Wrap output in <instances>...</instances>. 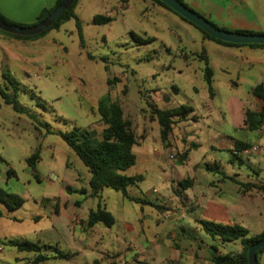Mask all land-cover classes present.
<instances>
[{"label": "rangeland", "instance_id": "374dc122", "mask_svg": "<svg viewBox=\"0 0 264 264\" xmlns=\"http://www.w3.org/2000/svg\"><path fill=\"white\" fill-rule=\"evenodd\" d=\"M182 1L228 31L236 30L216 19L215 13L236 12L242 7L246 19L255 24L251 32H264V0ZM207 2L212 17L202 7ZM160 11L150 0H79L75 10L78 20L71 19L41 37L22 40L0 33V84L17 81L21 88L19 102L41 122L15 112L0 96V188L25 200L17 210L0 203V264H34L37 255H50L56 250L72 257L38 264H194L190 254L202 255L197 248L202 243L232 255L240 252V241L222 243L204 231L200 219L226 223L196 208L192 193L224 203L230 222L248 229L250 236L264 231V193L257 189L245 192L240 185L205 169V165L218 163L228 175L237 174L241 183L264 182V131L241 132L238 128L252 108V88L264 81L262 65L238 70L239 60L264 62V55L248 46L204 43L197 28L172 11L167 16ZM98 15L114 20L95 25L93 19ZM133 35L154 41L139 44ZM203 50L210 57L214 73V99L209 97L204 80L205 63L190 55ZM107 94L119 101L125 118L132 121L139 145L151 136L145 144L158 149L162 165L145 171H139L136 165L129 172L144 176V181L130 189L138 202L104 189L105 203L115 220L111 228L99 224L94 231L83 230L79 223L72 230V214L87 222L88 212L96 210L101 200H85L80 192H72L85 184L75 179L86 178L88 169L59 133L74 127L101 133L105 126L97 106ZM149 103L161 109L190 105L198 121H193V116L188 120L176 117L165 146ZM45 123L53 133L47 134L42 126ZM243 138L249 144L261 142V155L255 154L258 151L243 152L242 165L236 158L230 162L232 151L236 152L235 148L229 150L231 140ZM141 149L134 148L139 158ZM38 151L40 160L32 169L26 160ZM9 169L16 176L8 177ZM186 179L192 181L193 192L180 187ZM67 188H72L71 192ZM176 197L186 205L182 211L177 208ZM77 201L83 202L81 207L73 205ZM150 203L159 208L155 210ZM127 223L133 225L130 233ZM71 231L88 247L73 249ZM12 240H29L45 247L40 253L20 252L9 244ZM161 259L163 262H159ZM258 260L264 264V253Z\"/></svg>", "mask_w": 264, "mask_h": 264}, {"label": "trees", "instance_id": "16d2710c", "mask_svg": "<svg viewBox=\"0 0 264 264\" xmlns=\"http://www.w3.org/2000/svg\"><path fill=\"white\" fill-rule=\"evenodd\" d=\"M64 0H57L56 5L50 9H43L37 18V23L41 22L47 18ZM154 3L172 11L167 5H165L160 0H152ZM189 9H191L187 4L182 0H177ZM79 0H77L72 7L62 15L55 24L50 27L48 30L43 33L33 36V37H23L12 35L0 30V33L16 38V39H34L41 37L47 34L53 29H59L65 22L70 21L71 19L78 20V17L75 13L76 6ZM192 10V9H191ZM195 12L194 10H192ZM175 13L174 11H172ZM197 13V12H195ZM178 15L177 13H175ZM200 15L199 13H197ZM182 20L191 24L197 28L203 36L217 44L228 46V47H252V48H263L264 45L258 44H249V45H236L231 43H226L212 38L207 33L202 31L200 28L193 25L191 22L187 21L180 15H178ZM202 16V15H200ZM203 17V16H202ZM0 20L9 24L16 25L21 27L22 24H16L0 13ZM113 18L110 16H95L93 22L95 25H106L113 22ZM212 23V22H210ZM214 26L218 27L214 23ZM219 28V27H218ZM227 30L225 28H221ZM235 32L249 33V34H264V32H251L246 30H236ZM139 44L149 43L154 41L153 38H140L136 35H133ZM194 57L202 59L205 63L204 69V80L207 84L209 96L211 99L214 98L215 93L212 86L213 82V71L209 66V59L205 52L199 54H194ZM21 91L20 84L17 81L9 80V84L2 86L0 84V96L2 97L5 104L12 106L15 112L20 114L27 115L30 119L41 124L38 121L37 115L32 112L29 108L21 104L18 100L19 93ZM253 94L260 98H264V86L259 85L253 89ZM149 107L152 112V117L154 121H157L160 126V137L165 146L168 145L169 137L173 131V128L176 124L175 118L187 120L189 117L193 116V120H197V117H194L195 109L190 105H180L179 107L172 109H161L157 105L149 103ZM97 113L100 116V120L104 124V129L101 133L97 130L90 128H79L74 127L72 130L66 132H60L59 135L66 142V144L76 153L80 158L83 164L88 169L91 174L89 181V187L91 189L90 197L100 198L102 190L105 188H110L122 194V196L130 201L138 202L137 199H134L129 194V189L137 186L140 182L144 181L143 175L128 176L126 172L133 168L137 164V156L134 153V147L138 144V138L134 131L133 123L131 120L126 119L124 116V111L121 107L119 101H113L110 94H107L103 97L98 106ZM47 129V134L53 133L48 124H42ZM245 128L250 131H258L264 129V106L261 111L254 112L248 110L245 114L244 120ZM236 152L233 153V159L235 158L243 164L244 161L241 157V154L252 146L248 143H242L237 141L235 144ZM186 158V154L183 156V159ZM40 160L39 151L34 153L31 157L26 160L27 165L34 169L36 164ZM3 162V159H0ZM232 162H234L232 160ZM207 171L220 174L226 179L233 181L234 183L240 185L243 188V191L247 192L251 189H257L264 193V184L256 183H241L236 181L233 177H228L224 171L220 169L219 164L207 165ZM8 177L16 176V173L13 169L8 170ZM39 180L38 176H35ZM180 187L183 190H187L192 186V181L186 179L179 183ZM72 189L67 188V191L71 192ZM178 194L180 192L176 191ZM0 203L4 204L9 210H17L23 206L25 200L19 195L9 193L8 191L0 188ZM77 206L80 205L79 202L76 203ZM57 211V208H56ZM2 213L0 211V218ZM97 224H103L104 226L111 228L115 224L114 217L110 212H108L103 205L100 203L96 210H92L87 219V226L93 228ZM199 224L202 226L204 231L211 235L212 237H218L223 243H234L237 241L241 242L242 252L238 255L232 254H218L217 249L213 247L210 255V261L212 264H248V251L249 248L256 242L264 239V231L257 236H250L248 229L237 225V224H221L209 220H199ZM9 244L17 248L20 252H35L40 253L44 245L34 243L29 240H12ZM264 252V248L261 249L257 255ZM71 254L63 253L59 250L48 255L39 254L34 259L33 263L38 264L47 260H64L70 259ZM94 264H99L97 261Z\"/></svg>", "mask_w": 264, "mask_h": 264}, {"label": "crops", "instance_id": "0c3cea01", "mask_svg": "<svg viewBox=\"0 0 264 264\" xmlns=\"http://www.w3.org/2000/svg\"><path fill=\"white\" fill-rule=\"evenodd\" d=\"M56 2H57V0H0V13L3 16H5L7 19H9L10 21H12V22H14L16 24L26 25V24L34 23V21L37 20L39 14L41 13V11L43 9L53 8L56 5ZM150 2L152 4L153 8L155 10H161L160 12H162V14L164 16H167L168 14H170V11H168V9H166V8H164V7L156 4V3H154L152 0H150ZM239 2H242L243 3L244 0H239ZM195 7L196 8L199 7V4L198 3H195ZM202 7L203 8L205 7V9L208 11L207 12L208 13L207 15L209 17H212L213 16V12L210 9V3L209 2L204 3L202 5ZM215 17L221 23H224V24L225 23H229L230 24V27L233 30H246V31H251V29L253 28V26H255L254 23H252V22L248 21V19H246L247 17L245 16L244 9L242 7H237L236 12L228 11V12L222 13V14L220 12L219 13L216 12L215 13ZM200 38H201V40L204 43L213 42L211 40L206 39L203 36L202 33H201V37ZM218 45H220V44H218ZM221 46H223V45H221ZM225 47H228V46H225ZM237 48H239V47H237ZM250 48H251V50H260L262 52V55H264V49L263 48H257V49L256 48H252V47H250ZM201 52H205V51L203 50ZM197 53H199V52L198 51H193V52H191L190 55H194V54H197ZM206 55H207V53H206ZM184 56H187V55H184ZM208 59H209V66H211L210 57H208ZM235 59H239V58L236 56ZM200 61H201V59H200ZM237 63H238V61H237ZM238 64L240 65V67H239L240 69H238V70H241L243 66H248L247 67L248 69H250V68L252 69L256 65H262L264 67V62H262V60H260V61H257V60H248V62L245 63V60L242 59V60H239V63ZM261 74H264V70L261 71ZM213 75H214V73H213ZM237 79L239 81L240 78H237ZM234 85L237 86L238 83H234ZM259 85H263L264 86V81L260 80V84L254 86L251 91H253V89L255 87L259 86ZM252 94H253V92H252ZM250 106L252 107V108H250V111H254V112L261 111L262 108H263V106H264V98L263 99H260V98L256 97L253 94V99H251ZM181 120H184V119H181ZM193 121H198V120H193ZM154 123L158 126V128H159V134H160V126H159L158 122L157 121H154ZM133 127H134V125H133ZM238 128H239V130L241 132L248 131L245 128V126H244V122H243L242 125H239ZM258 131H260V133H262L264 131V129L258 130ZM148 137H151V136H149V135L146 136L145 139H144V141L140 145H139V140H138V144L135 146V147L140 146L142 148L140 150V152H139L140 158L135 154L137 156V164L136 165H138L139 171H145L149 167H155L157 164H159V165L161 164L162 165V158H161L160 154H157L156 153L158 151V149L157 148L151 149V147L149 145L145 144V141H146V139ZM160 141L163 144V142L161 140V137H160ZM237 141L242 142V143H248L247 140H245V138H243V139H232L229 150L235 148V144H236ZM250 145L252 147L255 146V145H258L260 148H259L258 152L255 153V154H257L258 156L261 155V153L263 151V146L261 145V142L253 143V144L250 143ZM232 160L235 162V160L233 158L230 159V162H232ZM238 163L240 165H242L239 161H238ZM133 168L129 169L126 172V174L128 176L142 175V174H130L129 172H133V171H131ZM206 168H207V165H205V169ZM220 169L222 170L221 165H220ZM209 173H212V172H209ZM216 175H220V174H216ZM226 175L228 177H233L236 181H238V175L237 174H235L234 176H231V175H228L226 173ZM90 178H91V174L89 173V171H88V175L86 176V178H84V177L82 178V177L78 176L75 179L76 183H80V184L81 183H85V184H83L82 186H80V188H78V189L72 187L73 188L72 192H80L83 195V197H84L85 200H89L90 198H92V197H90V193H91V189L89 187ZM168 178H170V177H168ZM252 183H254V182H252ZM262 184H264V182H262ZM130 189H129V194H130ZM188 190H192V192H193V189L191 187L188 188L186 191H188ZM103 192H104V189L102 190L101 197L98 198V199L101 200V204L103 205V207L108 212H110V210H108V208H107V204L105 203L106 200L103 197ZM154 192H156V190H154ZM130 196L132 198H134V199H137V198L133 197L131 194H130ZM186 196H188V198H189V195L188 194H186ZM192 196H193L192 197V202H194V206L196 208H202L203 211H205L204 214L207 217H211V218H213V220L219 219L221 221H224L226 224H234V223H231L230 220H229L230 219V216H228L229 215V213H228L229 210H228V208L226 207V205L224 203L219 202V201L214 200V199L207 200V197L206 196H203V197L201 196V198H200L199 196L198 197L195 196V194H193V193H192ZM65 200L68 202V199L67 198ZM176 200L178 201L177 208L182 211L183 210V207H186V205L183 204V202L181 201L182 199H180L179 197H176ZM190 200H191V196H190ZM77 202L80 203V205L78 207H81L83 202L82 201H77ZM77 202H75L73 205L74 206H77L76 205ZM140 202H142V200H140ZM142 203H145V202H142ZM150 205L155 210H157V208H159L158 204L150 203ZM59 206L60 205H59V201H58V203H55V210L57 208V212L60 209ZM91 211L92 210H90L88 212V217H89V214H90ZM57 212H56V217L58 216ZM88 217H87V219H88ZM70 219H72V220H70L71 221L70 222V226H72L71 227L72 230H74V226L76 224H79V223L82 225L83 230H86L87 229V230H92V231L96 230V226L99 225V224H97L93 228H89L87 226V222H83V220H81L80 216H77L76 214H72V216H71ZM157 222H159V220ZM126 230H127L128 233H130L131 231H133V225L130 224V223H127L126 224ZM71 234H72V240H70V245L72 246L73 249H75L76 251H78V250H81V249H84V248H87L88 247L87 245L86 246L83 245L84 244V241H85L83 238H81V237L75 238V236H74L75 233L73 231H71ZM197 248L199 249V251L202 252L201 253L202 255H198L197 252H193V254H190V256H192L193 259H194V264H212L211 261H210V255H211V251H212L213 247L212 246H208L205 243H202L201 245H198ZM144 251L145 250H141V252H144ZM241 252H242V249L236 255L240 254ZM217 253L218 254H223V255H225V254H232L231 252L224 253V252H222V251H220L218 249H217ZM159 262H163V260L161 259V261H159ZM258 264H260L259 263V260H258Z\"/></svg>", "mask_w": 264, "mask_h": 264}, {"label": "water", "instance_id": "95a60500", "mask_svg": "<svg viewBox=\"0 0 264 264\" xmlns=\"http://www.w3.org/2000/svg\"><path fill=\"white\" fill-rule=\"evenodd\" d=\"M77 0H64L47 18L41 22L29 26L21 27L16 25H9L0 20V30L17 36L33 37L37 36L52 27L55 22L64 15ZM167 5L172 11L191 22L196 27L207 33L214 39L222 42L249 45L258 44L264 45V34H249L235 31L223 30L214 26L206 18L193 12L191 9L183 5L177 0H160ZM264 248V239L254 243L248 251V264H258L257 253Z\"/></svg>", "mask_w": 264, "mask_h": 264}, {"label": "built area", "instance_id": "2783aa9c", "mask_svg": "<svg viewBox=\"0 0 264 264\" xmlns=\"http://www.w3.org/2000/svg\"><path fill=\"white\" fill-rule=\"evenodd\" d=\"M258 150H259V146L258 145H255L252 148H250L248 150H245L244 153L249 154L251 152H257Z\"/></svg>", "mask_w": 264, "mask_h": 264}]
</instances>
